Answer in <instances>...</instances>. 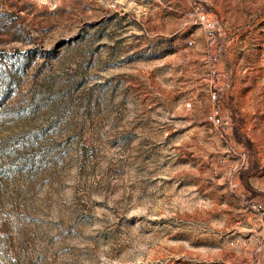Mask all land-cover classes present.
Instances as JSON below:
<instances>
[{"label": "rangeland", "instance_id": "obj_1", "mask_svg": "<svg viewBox=\"0 0 264 264\" xmlns=\"http://www.w3.org/2000/svg\"><path fill=\"white\" fill-rule=\"evenodd\" d=\"M263 224L264 0H0V264H264Z\"/></svg>", "mask_w": 264, "mask_h": 264}, {"label": "built area", "instance_id": "obj_2", "mask_svg": "<svg viewBox=\"0 0 264 264\" xmlns=\"http://www.w3.org/2000/svg\"><path fill=\"white\" fill-rule=\"evenodd\" d=\"M194 18V21L202 26V28L205 31V35L207 40L212 41L218 36V27L215 21L210 18L208 15L202 13V12H196V14L191 15ZM189 45H192V41H188ZM210 98L215 101L217 100V94L215 91L210 93ZM209 120L212 121L213 124H220V119L218 117L217 111H215L213 114L209 115ZM261 245L264 247V224L262 225V241Z\"/></svg>", "mask_w": 264, "mask_h": 264}]
</instances>
